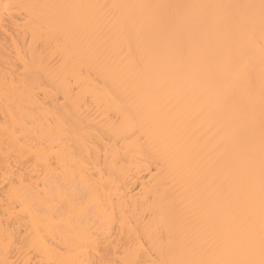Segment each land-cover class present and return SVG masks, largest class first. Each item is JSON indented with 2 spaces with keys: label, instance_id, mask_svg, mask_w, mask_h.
Returning <instances> with one entry per match:
<instances>
[{
  "label": "bare ground",
  "instance_id": "obj_1",
  "mask_svg": "<svg viewBox=\"0 0 264 264\" xmlns=\"http://www.w3.org/2000/svg\"><path fill=\"white\" fill-rule=\"evenodd\" d=\"M264 0H0V264H260Z\"/></svg>",
  "mask_w": 264,
  "mask_h": 264
},
{
  "label": "snow or ice",
  "instance_id": "obj_2",
  "mask_svg": "<svg viewBox=\"0 0 264 264\" xmlns=\"http://www.w3.org/2000/svg\"><path fill=\"white\" fill-rule=\"evenodd\" d=\"M260 264H264V259H262V260L260 261Z\"/></svg>",
  "mask_w": 264,
  "mask_h": 264
}]
</instances>
